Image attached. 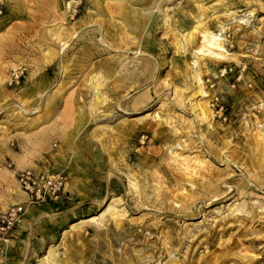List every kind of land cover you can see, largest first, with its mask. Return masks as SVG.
Returning a JSON list of instances; mask_svg holds the SVG:
<instances>
[{"label":"rangeland","instance_id":"obj_1","mask_svg":"<svg viewBox=\"0 0 264 264\" xmlns=\"http://www.w3.org/2000/svg\"><path fill=\"white\" fill-rule=\"evenodd\" d=\"M29 168L65 200L29 206ZM17 204L5 264H264V0H0V211Z\"/></svg>","mask_w":264,"mask_h":264},{"label":"built area","instance_id":"obj_2","mask_svg":"<svg viewBox=\"0 0 264 264\" xmlns=\"http://www.w3.org/2000/svg\"><path fill=\"white\" fill-rule=\"evenodd\" d=\"M80 4H77L73 19L78 15ZM232 68L220 70L218 75L208 78L207 87L215 92L219 81L225 77ZM16 83L20 76L14 75ZM14 81H11V85ZM211 107L216 117L227 121L225 107L217 93L211 97ZM16 177L21 190L28 196L29 206H42L49 203L58 204L66 198V177L62 173H51L45 170L23 169L16 172ZM27 213L26 205L17 204L0 211V264L8 260V248L12 242L13 234L24 221Z\"/></svg>","mask_w":264,"mask_h":264},{"label":"bare ground","instance_id":"obj_3","mask_svg":"<svg viewBox=\"0 0 264 264\" xmlns=\"http://www.w3.org/2000/svg\"><path fill=\"white\" fill-rule=\"evenodd\" d=\"M163 1V0H162ZM166 3H167V1H165ZM161 3V2H160ZM157 5H158V2H156V4H155V7L154 8H156L157 7ZM153 9V8H152ZM152 11V10H151ZM208 35V34H207ZM209 36V35H208ZM206 36V38H207V40L209 39V43L208 44H210L212 47H221V39L219 38V37H217V36ZM210 46V47H211ZM64 47H65V45H64ZM214 50V49H213ZM202 81V80H201ZM202 85V84H201ZM200 85V86H201ZM200 89H202V91L200 92V93H204V91H203V88H200ZM203 95H205V94H203ZM204 97V96H203ZM206 97H208V96H206ZM206 97H204L203 99H204V101H205V98ZM202 104V103H201ZM207 104V103H206ZM199 105V104H198ZM201 106V105H200ZM207 106L208 105H206V106H204L205 107V109H207ZM200 108V107H199ZM209 112H210V110H209ZM204 113V112H203ZM211 114V113H210ZM209 114V115H210ZM206 115H208L207 113H206ZM209 115H208V117H209Z\"/></svg>","mask_w":264,"mask_h":264},{"label":"crops","instance_id":"obj_4","mask_svg":"<svg viewBox=\"0 0 264 264\" xmlns=\"http://www.w3.org/2000/svg\"><path fill=\"white\" fill-rule=\"evenodd\" d=\"M51 204L55 205L54 203H49V204H46V205H42V206H34V207H43V206H47V205H51ZM15 232H16V231H15ZM15 232H14V234H13V237L15 236Z\"/></svg>","mask_w":264,"mask_h":264}]
</instances>
